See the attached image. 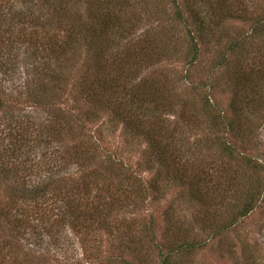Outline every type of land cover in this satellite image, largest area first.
<instances>
[{
  "label": "rangeland",
  "instance_id": "obj_1",
  "mask_svg": "<svg viewBox=\"0 0 264 264\" xmlns=\"http://www.w3.org/2000/svg\"><path fill=\"white\" fill-rule=\"evenodd\" d=\"M6 1L0 0V4ZM27 1H32L33 8L41 11L39 5H43V0ZM48 1L43 5V14L46 11L48 19L46 28L50 27V33H56L61 44L66 35L59 31L64 26L57 27L55 21L49 24L50 15H53L52 4ZM9 2L12 7L6 6V9H11L15 19L16 12L23 13L27 9L17 5L16 0ZM143 2L145 4L138 7L134 30L127 35H113L114 44L105 58L110 60L116 56L122 45L129 46L133 52L144 44L145 39V42L165 47L161 51L169 57L158 65L140 68L132 65L130 70L131 87L139 85L143 89L140 83L145 82L161 94L162 106L152 112L159 124L154 127L153 141L124 131L120 123L110 122V117L102 110L97 112L91 108L98 118L91 123L83 120V114L91 104L83 99L80 107L72 97L74 88L82 82L79 77H90L96 67V54L93 51V55L89 47L83 46L77 53L61 58H54L48 50L37 69L32 63L26 67L22 63L17 66L5 61L4 69L10 77L18 79L12 81L7 77L4 82L0 77V85L14 87L15 104L22 107L27 93L18 84L31 86L39 77L37 71L43 67L42 81L46 85L41 93H45L47 108L51 109L45 122L43 141L33 147L30 155V150H21L19 157L27 159V163L18 165L19 159H12L7 168L0 170V212L6 210L3 201L17 199L19 202L13 206L11 214L22 222L14 228L8 226L6 220H0V253L6 255L9 264H59L47 255L48 250L63 253L69 257V262L75 260L78 264H122L121 261L161 264L158 250L166 252L167 241L177 240L179 236L185 242H197V249L178 260L173 258L171 264H264V110L243 121L245 125L257 123L259 129L255 135L250 136L247 132L239 139L226 136L228 142L247 157L262 164L261 171L255 174L245 162L230 157L220 147L217 132L208 126V111L200 105V98L207 96L212 105L210 109L216 114L220 110L230 118L229 103L236 77L241 72L234 62L244 61L254 64L255 68H264V31L254 29L260 16L264 20V0L212 1L211 8L206 11L207 39L199 43V56L193 67L188 65L187 31L195 34V26L186 15V9L182 8V11L187 22L179 24L173 18L175 10L168 0ZM84 3L82 0L63 3L59 9L64 19L61 22H66V34L73 25L84 31L90 24ZM197 4L202 8L206 5L201 0ZM228 12H235L239 17L227 15ZM236 40L241 43L237 59L229 58L232 59L229 66L217 68V57L228 54V47ZM257 81L260 88L264 86L261 75ZM6 94H10V89ZM25 111L29 115L42 114L41 108L37 111L27 106ZM59 112L62 117L60 127L54 119ZM42 120L45 121V116ZM43 125L44 122H40V131ZM154 141L167 146L172 158L182 154L178 165H175L176 159L170 169L182 168L187 160V174L190 175V166L205 165L209 171H204L205 183L210 181L205 197L216 203L223 195L227 198L225 210L221 206L217 210L213 206H200L191 198L192 187L180 185L170 178V172V176L165 174L169 160L163 165L160 153L150 149ZM14 167L17 176L13 174ZM61 170L63 174H73L62 177ZM233 177L236 179L234 186ZM189 178L191 180L192 175ZM154 181L157 185L153 188ZM10 191H13L11 196ZM68 199L71 210L62 216L58 207ZM234 204L252 210L234 229L213 234L214 229L208 225L218 222L210 220L212 216L227 222L235 215L236 208L231 211ZM61 218H64L63 222ZM16 231L20 235H15ZM2 258L0 256V260Z\"/></svg>",
  "mask_w": 264,
  "mask_h": 264
},
{
  "label": "trees",
  "instance_id": "obj_2",
  "mask_svg": "<svg viewBox=\"0 0 264 264\" xmlns=\"http://www.w3.org/2000/svg\"><path fill=\"white\" fill-rule=\"evenodd\" d=\"M9 1L12 2V0H8L5 4H0V77L4 80V82H6L7 77L11 76L7 70L4 69V65L6 64L5 61L14 63L17 66L22 63L25 64L26 67L28 63H32L34 64L35 69H37L41 65V62H43L44 53L48 50L54 58H61L62 56L68 57L70 54L77 53L83 46L89 47L90 51H94L96 54V67L94 71L90 72V77L85 75L79 77V80L82 82L77 84V88H74L72 97L73 101L78 106L81 105V101H83V99L85 102L91 104V107L83 114V120L86 123L94 122L98 118L95 114V110H97V112L102 110L101 112L104 115L108 114L110 118L107 117V119L109 118L108 120L110 122L116 121V123H120L124 131H130L135 134V136H140L141 138L149 141H153V139H155L153 130L154 127H157L158 123L156 121L157 119L153 116L154 113L152 112H157L158 107L161 108L162 100L159 101V99H161V94L157 92L156 87L152 86V84L145 85L148 84L145 82L140 83L143 85V89H141L139 85L131 87L129 83L132 77L130 70H132V65L138 66V68L145 65H158L162 60L169 57V54H166L165 51H161L162 49H165V47L151 44L150 41L145 42V39L144 44L133 52L129 50V46L122 45V50L117 51L115 54L116 56H112L110 60L109 57L105 58L110 51L109 47H112V43L114 42V38L112 37L113 35H117L119 33H125L124 35H127L134 30L136 18L139 15L138 7L145 4L143 0H82L85 1L84 4L87 7V16L89 19L87 20V23L90 24L84 29V31H81L78 27L73 25L72 27H69L70 29H68L69 34H66V22H61L64 19L62 18L61 15L63 14L59 11V9H62L63 3H77L78 0H50L52 4L51 12L53 16L51 17L50 15L49 24H51V21H55V25L57 27H60L59 25L64 26V28L59 31V33L66 35V38L61 41V44L56 39L58 37L56 33L52 34L50 33L51 28H46L48 19L47 12L45 11V14H43V5L48 4V0H43V5H39L42 7L41 11L38 8H33L31 3L32 1L16 0L17 5L21 7L25 6L27 8L23 13H20V10L18 11L19 13L16 12V19L13 18L11 9H6V6L12 5ZM168 1L175 10L173 18L179 24H186L187 22L182 11V8H184L186 9V15H189L191 23L195 26V34H192L191 31H187V45L190 51L188 65L193 67V64H195L198 59L197 57L199 56V43L204 42V39H207V36L205 35V29L207 27L205 23V19L207 17L206 11L211 8V2L216 0H201L204 4H206L203 8L201 7L202 5L197 4L199 0ZM202 12L204 13L203 15ZM234 13L235 12H228L227 15H237V17H239L238 14ZM257 21H259V24L255 26V31H258L261 28L264 31V20L261 19V16L257 19ZM83 25L84 24H82L81 27ZM90 29L91 31L88 32ZM79 34H84L85 36L80 37L81 35ZM78 38H80L81 41H79ZM235 43L237 45H235ZM240 45L241 43L237 40L232 42L228 47L229 53L220 54V56L217 57L215 64L217 68L229 66V63L232 60H228L229 58L237 59V50H239ZM237 65L239 66V71L241 72L238 74L239 77L235 76L237 71H235L234 74L236 77V88L234 86L232 99L229 103L231 117L227 118L225 113L220 110L216 114L214 109H210L212 105L210 104L211 102L208 100L207 96H205V98H203V96L200 98V105L205 111H208L207 123L209 127L217 132L216 138L220 147L227 152L230 157L238 158L239 160L245 162L246 167L252 170L253 173L257 174L261 171L260 168L262 167V164L260 165L258 160L247 157L244 152L238 149L232 142H228L226 136L230 135L233 139H239V137L243 136V133L249 132L248 135L252 136L255 135L256 131L259 129L257 123L253 122L254 125H252V123L251 125H245L243 121L246 117H252L254 114L264 110V86L260 88V84H258L257 81L260 75L262 76V79H264V68H255V66H253L254 64H248V62L244 61H240L238 64L234 62L235 68L238 67ZM42 68L37 71L39 72V77L35 78L34 83L31 86H28V84H18V86L25 89L27 93L25 102L22 101V104L24 105L23 107L19 104H15L14 97H16V94H13L12 92L14 87L11 88L9 85L7 86V84L2 87L0 85L1 171L4 167L7 168V163L12 159L13 161L19 159L17 160L18 165L26 164L27 162L25 161H27V159L23 160L19 157L21 150L24 148L25 150H30L28 154L30 155L33 147L37 146V143L40 142L46 135L44 127L46 124L45 122H47L50 117L49 112L51 109L47 108L48 98H46L45 93H41L42 88L46 85L43 84L42 81V78L45 76V72ZM47 75L50 76V72H48ZM10 78L12 81H16L18 79V77L15 76ZM13 85L14 84H12V86ZM9 89L10 94H6ZM27 106L31 109H37V111L41 108L43 115H29L25 111ZM165 107L166 104L163 105V108ZM91 108H94L95 110ZM16 110H18V114H15ZM60 113L61 112H59V115H54L55 121L57 120L56 124L58 123L59 127L62 125V117L60 116ZM44 116L45 121L42 120ZM6 118H9V120L6 121ZM40 122H44L42 131L39 129ZM240 141L246 144L245 140L240 139ZM151 143L150 149L156 150L160 153L163 165L167 160H169L168 166H165L167 168V170H165V174H169L170 172L171 176L174 175L171 177L169 174L170 178L176 180L180 185L192 187V189H190L192 193L191 198H193L196 203L204 208L213 206V208H216L217 210V208L221 206L222 208L224 207L223 209L225 210L227 206V198L223 197V195L218 201H216V203H214V200H210L205 197V190L207 185L210 183V181L205 183L206 177L204 171L209 172L207 171L205 165L197 167L190 166L192 169L190 172L192 179L190 180V175L187 174V160L185 161V164L183 162L182 168H176L175 170L170 169V165L174 164L176 159L178 160L175 162V165H178L179 158L182 154H180V157L172 158L170 150L167 146H162L159 143H155V141ZM171 152L176 153V151ZM233 153L235 155H232ZM59 167H63V165H60ZM13 170V174L17 176L15 167ZM60 172L62 177L73 174L70 172V174H63L62 170ZM234 176H237V174L235 173ZM228 178H231L230 174H228ZM232 180V185L234 186L236 184L235 177H233ZM237 182L238 184L240 183L238 178ZM153 183L154 188L157 184L156 181ZM48 185L49 184L45 187H48ZM10 192H12L9 194L11 196L13 191ZM70 199L65 201V203L62 204V207H58L61 211L59 214L62 216H65V214L71 210ZM18 202L19 201L17 199L11 200V198L3 201L2 205L6 210L3 213L0 212V220H6L8 226L14 228L18 227L21 222L18 220L19 218H13L11 214L13 206L16 207ZM212 203L214 204L212 205ZM1 207L2 206H0V208ZM234 208H236V211L233 213L235 215L227 222H220L218 220V216V218L212 216L210 220H216L218 222L217 224L212 222L213 226L208 225L209 228L214 229L213 234L222 233L223 231H228L231 228L234 229L243 218H246L249 215L252 210V208L248 209L243 206L240 208L234 204L231 211H234ZM40 216L41 218L43 217L42 214ZM56 218H58V216ZM63 219L64 218H61L62 222ZM56 223L59 222L56 221ZM15 235H20L19 231H16ZM115 237L118 239V236L115 235ZM150 240L151 242L154 241L153 239ZM130 241H132L131 238ZM145 248L147 247L145 246ZM166 249V252L158 250V258L161 264H171V262L174 261L173 258L178 260L181 256L196 250L197 242H185L184 239L179 236V239L177 240L174 239L167 241ZM139 254L142 256L141 252ZM47 255L51 257L53 262H60L59 264L79 263L75 260L69 262V257H65L63 253H56L54 250H48ZM0 256L3 257L0 260V264H9L6 260V255L3 256L0 253ZM121 263L126 264L127 262L121 261ZM11 264H14V262Z\"/></svg>",
  "mask_w": 264,
  "mask_h": 264
}]
</instances>
